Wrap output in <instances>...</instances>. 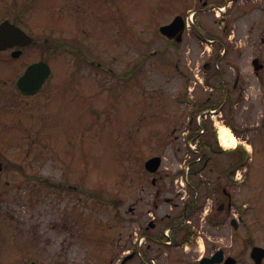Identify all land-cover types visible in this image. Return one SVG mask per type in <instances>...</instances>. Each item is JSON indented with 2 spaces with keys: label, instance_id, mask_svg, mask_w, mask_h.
Returning <instances> with one entry per match:
<instances>
[{
  "label": "flooded vegetation",
  "instance_id": "flooded-vegetation-1",
  "mask_svg": "<svg viewBox=\"0 0 264 264\" xmlns=\"http://www.w3.org/2000/svg\"><path fill=\"white\" fill-rule=\"evenodd\" d=\"M126 3L0 0V264H72L57 254L87 250L85 158L72 164L67 144L116 114L136 119L157 53L168 82L171 73L198 87L182 101L188 128L213 110L237 145H210L172 170H146L156 155L134 168L128 203L116 199L111 264H264V184L248 167L256 138L264 155V0H184L162 24L181 18V40L160 35L159 51Z\"/></svg>",
  "mask_w": 264,
  "mask_h": 264
},
{
  "label": "rangeland",
  "instance_id": "rangeland-1",
  "mask_svg": "<svg viewBox=\"0 0 264 264\" xmlns=\"http://www.w3.org/2000/svg\"><path fill=\"white\" fill-rule=\"evenodd\" d=\"M126 1V6L131 8L138 35L150 39V50L159 51L163 46L159 27L183 10L184 0L182 3L180 0H171L172 4H168L166 0ZM209 49L210 47H207V52ZM159 59V53L150 57L154 68H151L150 72L147 71L151 78L147 77L149 82L144 85L149 90H137V107L133 113L136 119L131 124L128 120L125 121L130 118L128 113L127 118L123 114H116V120L112 123L106 124L100 130L98 127L89 126L82 138H74L67 144L72 164L80 166L82 156L85 158L83 166L88 184V244L84 253L78 250L68 256L57 254L58 263L111 264L117 255L114 245L118 231L116 215L121 210L116 199L121 198L128 203L130 179L134 168L140 170L143 161L153 155L163 158L159 170L185 167L183 161H189L195 151L202 152L210 145L215 147L211 132L200 133L198 141L187 139V135L197 127V115L193 113L190 130L187 117L190 116L192 107L182 101L188 96H194L198 87L193 82H184L171 73L168 75V82L167 75L156 63ZM192 80L196 81L193 78ZM76 111L73 107L68 111L73 119L70 128L72 131L81 127L77 126L76 120L80 116ZM222 118L216 117L215 122L208 119L205 124L209 131L212 130L217 135V127L214 126L216 122L217 126L221 124L229 127L227 120ZM232 133L236 138L238 134ZM259 143L256 138L257 149L250 156L248 167L252 175L251 182L264 184V155L260 153ZM218 165L225 166L227 163L218 162ZM202 237L203 244H206L205 236ZM203 254H206V250L201 246L198 256Z\"/></svg>",
  "mask_w": 264,
  "mask_h": 264
},
{
  "label": "water",
  "instance_id": "water-1",
  "mask_svg": "<svg viewBox=\"0 0 264 264\" xmlns=\"http://www.w3.org/2000/svg\"><path fill=\"white\" fill-rule=\"evenodd\" d=\"M183 28L184 26L182 23V19L176 17L170 24L161 26L159 28V32L170 39L174 38L176 41H180ZM160 164H161L160 157H152L145 162V168L149 172L154 173L159 169Z\"/></svg>",
  "mask_w": 264,
  "mask_h": 264
},
{
  "label": "bare ground",
  "instance_id": "bare-ground-1",
  "mask_svg": "<svg viewBox=\"0 0 264 264\" xmlns=\"http://www.w3.org/2000/svg\"><path fill=\"white\" fill-rule=\"evenodd\" d=\"M217 135L220 145L224 148H232L236 144L234 135L227 127L221 124L217 126Z\"/></svg>",
  "mask_w": 264,
  "mask_h": 264
},
{
  "label": "trees",
  "instance_id": "trees-1",
  "mask_svg": "<svg viewBox=\"0 0 264 264\" xmlns=\"http://www.w3.org/2000/svg\"><path fill=\"white\" fill-rule=\"evenodd\" d=\"M201 129H204L206 132H211L212 134V138L214 139V142L216 143V134L214 133V131L212 130H208V126L207 125H202V128ZM200 129H197L195 132H192L190 137L194 140L195 137H196V134L199 132ZM216 147L220 149V147L216 144Z\"/></svg>",
  "mask_w": 264,
  "mask_h": 264
}]
</instances>
